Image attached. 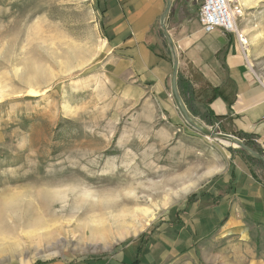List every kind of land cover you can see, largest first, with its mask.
Returning <instances> with one entry per match:
<instances>
[{"label":"rangeland","instance_id":"1","mask_svg":"<svg viewBox=\"0 0 264 264\" xmlns=\"http://www.w3.org/2000/svg\"><path fill=\"white\" fill-rule=\"evenodd\" d=\"M228 3L264 86V0ZM103 5L0 0V264L105 260L142 243L240 157L180 113L175 124L143 104L130 66L103 41ZM193 117L211 133L230 130ZM245 164L264 184V164ZM244 221L243 232L213 233L162 264H264V226Z\"/></svg>","mask_w":264,"mask_h":264},{"label":"crops","instance_id":"2","mask_svg":"<svg viewBox=\"0 0 264 264\" xmlns=\"http://www.w3.org/2000/svg\"><path fill=\"white\" fill-rule=\"evenodd\" d=\"M165 7L166 0H106L103 41L130 66L143 104L158 103L178 124L179 112L170 87L172 53L157 27ZM198 11L193 0H172L165 19L178 61L177 75L191 84L196 106L198 93L206 95L207 108L230 127L222 129L224 134L251 135V141L262 150L264 86L246 66L235 34L219 29L205 33ZM212 88H219L221 93H213ZM231 162L230 168L192 203L185 202L172 217L162 218L142 243L94 264H132L136 259L138 264H162L165 256L188 253L213 233L243 232L244 220L264 226V184L251 174L241 157L234 156Z\"/></svg>","mask_w":264,"mask_h":264},{"label":"water","instance_id":"3","mask_svg":"<svg viewBox=\"0 0 264 264\" xmlns=\"http://www.w3.org/2000/svg\"><path fill=\"white\" fill-rule=\"evenodd\" d=\"M171 5H172V0H166L165 11H164V14L160 18V27L163 31L164 37L166 38L169 49L172 53L173 65H172V73H171V77H170V87H171V92H172V95H173L174 100L176 102V107H177L179 113L181 114V116L184 118L185 122L189 126L194 128L198 132L202 133L203 135L211 136V137H214L218 140H224V141L228 142L229 144L234 145L235 148H239V149L244 150L246 153L251 155L253 158L260 160V161H264V156L259 155L258 153H256L255 151H253L252 149L247 147L243 143V141L239 140L238 138H235L232 135H228V134H224V133H211L210 131L205 129L199 122H197V120L186 109L181 97L179 96V93L177 90V85H176L178 61L176 58L174 45H173L171 37L169 36V34L166 30V26H165V19H166L167 15L170 11Z\"/></svg>","mask_w":264,"mask_h":264},{"label":"trees","instance_id":"4","mask_svg":"<svg viewBox=\"0 0 264 264\" xmlns=\"http://www.w3.org/2000/svg\"><path fill=\"white\" fill-rule=\"evenodd\" d=\"M103 12L104 11H102V13ZM158 34L163 39V43H164L165 47H168V44L163 37L164 36L163 31L160 27L158 30ZM170 54L171 53L168 50V55L170 56ZM176 77H177L176 85H177V90H178L179 96L181 97L186 109L188 110V112L192 116H200L201 119L205 120L210 125H213L215 123V120L220 119L221 116L215 115L214 112L209 108H207L205 110V113H203L201 115V113L199 112V108L196 107V105L194 103V99H193L194 90H193L191 84L189 82H187L186 80H184L179 74ZM212 92L213 93H217V92L221 93L219 88H212ZM221 132L224 133V131L222 129H221ZM234 136H236L240 140H243V143L247 147H249L250 149L255 151L256 153H258L261 156H264L263 152L259 149V147L251 141V138H252L251 135H247V134H243V133H236ZM232 151H234V150H232ZM236 152L240 154L241 159L247 164H251V163L252 164H254V163L264 164V161H260V160L253 158L251 155H249L248 153H246L242 149H237ZM251 174L254 175L252 172H251ZM194 197H195V195L189 197L186 200L187 205H189L190 203L193 202ZM139 252H140V250L138 251V253ZM138 262H139V260L136 259L132 264H138Z\"/></svg>","mask_w":264,"mask_h":264},{"label":"built area","instance_id":"5","mask_svg":"<svg viewBox=\"0 0 264 264\" xmlns=\"http://www.w3.org/2000/svg\"><path fill=\"white\" fill-rule=\"evenodd\" d=\"M87 1L91 3L97 2V0ZM198 17L202 30L205 33H211L216 29L224 32L237 33L236 25L234 24L236 22V18L228 0H200ZM236 36L238 42L242 44L241 37L237 34ZM262 152L264 154V145L262 147Z\"/></svg>","mask_w":264,"mask_h":264},{"label":"bare ground","instance_id":"6","mask_svg":"<svg viewBox=\"0 0 264 264\" xmlns=\"http://www.w3.org/2000/svg\"><path fill=\"white\" fill-rule=\"evenodd\" d=\"M229 1H231V0H229ZM233 14H236V12H233ZM234 24L236 25V23H234ZM236 31H237V28H236ZM241 42H243V44H246L247 41H245L244 38H243V40L241 39ZM222 142L225 143L226 145H229V143H227L226 141H222Z\"/></svg>","mask_w":264,"mask_h":264}]
</instances>
